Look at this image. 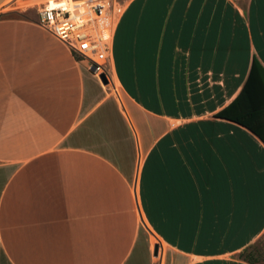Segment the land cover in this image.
I'll use <instances>...</instances> for the list:
<instances>
[{"label": "crops", "instance_id": "obj_1", "mask_svg": "<svg viewBox=\"0 0 264 264\" xmlns=\"http://www.w3.org/2000/svg\"><path fill=\"white\" fill-rule=\"evenodd\" d=\"M252 57L264 82V0H128L110 94L34 19L1 16L0 264H254L264 144L216 117Z\"/></svg>", "mask_w": 264, "mask_h": 264}, {"label": "built area", "instance_id": "obj_2", "mask_svg": "<svg viewBox=\"0 0 264 264\" xmlns=\"http://www.w3.org/2000/svg\"><path fill=\"white\" fill-rule=\"evenodd\" d=\"M35 24L62 43L98 80L107 72L116 0H49L35 5Z\"/></svg>", "mask_w": 264, "mask_h": 264}, {"label": "trees", "instance_id": "obj_3", "mask_svg": "<svg viewBox=\"0 0 264 264\" xmlns=\"http://www.w3.org/2000/svg\"><path fill=\"white\" fill-rule=\"evenodd\" d=\"M256 66L259 65L252 57L246 81L240 92L227 107L216 114V117L225 118L243 126L264 144V82L255 75ZM234 109H236V115H229L228 113ZM243 260L247 263L254 262L248 255L244 256Z\"/></svg>", "mask_w": 264, "mask_h": 264}, {"label": "rangeland", "instance_id": "obj_4", "mask_svg": "<svg viewBox=\"0 0 264 264\" xmlns=\"http://www.w3.org/2000/svg\"><path fill=\"white\" fill-rule=\"evenodd\" d=\"M46 1H49V0H45V1L41 0L35 4L34 3L32 4V3H27V2L24 3V2H21L20 0H17L15 3L9 4V5L4 6L3 8H0V17L1 16L2 17H25V18L30 17L35 20V8H36L35 5L46 2ZM232 1L235 2L239 6H245L247 0H232ZM116 2L120 5L121 11H122L125 4L128 2V0H116ZM106 76L109 82L106 86L104 85H101V86H104V89L110 94L111 93L113 94L114 92V93H117V95L118 93L120 95L118 86L116 84L114 86L112 85V82H110L107 72H106ZM140 222L142 226H144L142 221ZM142 226H141V229H143ZM144 228H145V231L144 230L143 231L145 232V234H147L146 233L147 229L145 226ZM149 240L153 242L152 245L150 246V251H152L153 244H157V242L154 241L152 237H149ZM159 254H160V250H158V256L153 257L155 261L159 258ZM244 255L245 256L248 255L249 258L254 261L253 262L254 264H264V233L257 241H255L251 246H249L245 250Z\"/></svg>", "mask_w": 264, "mask_h": 264}, {"label": "water", "instance_id": "obj_5", "mask_svg": "<svg viewBox=\"0 0 264 264\" xmlns=\"http://www.w3.org/2000/svg\"><path fill=\"white\" fill-rule=\"evenodd\" d=\"M90 71H92V70H90ZM98 79H99V82L101 83V85H104V86H106L109 82L107 76L104 73L99 74ZM157 250H158V244H154L152 247V256L153 257L157 256Z\"/></svg>", "mask_w": 264, "mask_h": 264}, {"label": "bare ground", "instance_id": "obj_6", "mask_svg": "<svg viewBox=\"0 0 264 264\" xmlns=\"http://www.w3.org/2000/svg\"><path fill=\"white\" fill-rule=\"evenodd\" d=\"M111 82V81H110Z\"/></svg>", "mask_w": 264, "mask_h": 264}]
</instances>
